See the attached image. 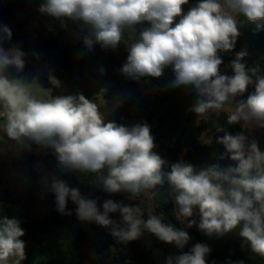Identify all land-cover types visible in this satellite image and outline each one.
I'll use <instances>...</instances> for the list:
<instances>
[{
  "label": "clouds",
  "instance_id": "9594fccd",
  "mask_svg": "<svg viewBox=\"0 0 264 264\" xmlns=\"http://www.w3.org/2000/svg\"><path fill=\"white\" fill-rule=\"evenodd\" d=\"M188 4L189 0H44L39 11L74 22L86 51L96 45L115 50L125 42L128 55L119 72L128 79L159 78L171 67L175 78L170 87L194 86L197 100L190 111L198 119L208 121L212 114L226 112L229 125L264 129V75L257 68L246 69L241 62L246 50L236 54L233 75L221 74L223 61L218 55L234 49L241 15L257 30L264 28V0H198L184 11ZM139 25L146 26L137 30ZM11 38V29L0 25V130L13 142L10 147L31 150L34 144L49 149L62 170L96 173L99 189L107 194L154 197L157 188L167 184L181 217H193L198 209L197 226L209 237L239 227V236L251 251L264 257V151L257 140L249 142L243 132L232 135L217 128L224 131L217 138L225 148L220 159L230 158L235 166L197 167L182 160L169 165L154 150L147 123L105 122L100 110L104 102L83 94L38 96L34 92L35 86L41 87L38 78L29 82L22 74L27 54L19 47L2 46ZM98 71L106 74L103 66ZM47 79L53 87L61 86L51 70ZM249 86L254 92L238 99ZM211 142L204 139L206 144ZM44 183L55 196L57 212L71 216L72 211H66L70 199L80 222L110 228L121 243L139 239L145 230L179 249L190 239L187 231L165 223L151 210L145 219L140 204L105 199L101 209L98 198L82 195L55 176ZM110 213H119L120 221L111 219ZM196 224L192 219L187 226ZM24 235L18 219L0 218V264L26 260ZM211 251L209 245L198 242L189 253L169 255L166 264H206Z\"/></svg>",
  "mask_w": 264,
  "mask_h": 264
},
{
  "label": "trees",
  "instance_id": "16d2710c",
  "mask_svg": "<svg viewBox=\"0 0 264 264\" xmlns=\"http://www.w3.org/2000/svg\"><path fill=\"white\" fill-rule=\"evenodd\" d=\"M10 0H0V16L7 14ZM240 36L233 50L219 52L218 55L223 63L219 66L221 74L233 75L231 67L236 59V54L241 50H246L247 55L241 61L246 69L257 68L261 75H264V28L257 30L256 25L250 23L242 15L239 17ZM77 25L71 20L64 19L63 27L55 26L48 34V43L56 51L55 62L52 72L58 80H74L80 71V59L84 53L83 43L80 39ZM227 66L225 73L222 68ZM189 93L186 99L185 123L176 140L167 148L165 160L168 164L184 161L194 166L202 167L209 165H219L226 168L229 165L235 166V162L230 158L220 159L225 152L223 145L217 143V138L224 135V131L235 135L241 133L239 124L229 125L227 123V113L221 112L218 116L212 114L208 121L200 120L195 113L191 112V107L197 100L194 86L188 85ZM254 92V87L249 86L243 97L246 99ZM217 128L224 131L217 132ZM202 133H208L212 138L211 144H204L199 141ZM4 136L6 141L7 137ZM36 146V145H32ZM55 176L58 180L64 181L70 188H76L81 194H91V198H98V206H101L105 199H112L116 202L140 204L145 209V219L147 212L151 210L153 214L160 215L165 223L172 224L177 229L188 232L189 241L184 248L179 249L178 255L189 253L196 243H205L212 249L206 256V264H228L229 261L235 264L238 260H243L244 264H264V257H260L251 251L250 245L245 243L239 236L240 228L226 233L223 236H207L199 230L198 209L194 210L191 218L197 221L192 227H184L177 215L178 207L175 204L174 195L170 193L169 187L165 184L158 187V194L151 196V203L143 197L130 198L127 194H107L98 187L99 177L96 173L71 171L66 172L54 163L44 165L37 172L30 174L31 183L23 193H15L9 199L0 203V218H16L20 221V226L25 231L21 237L26 243H38L40 239L50 238L56 231L64 227L61 214L56 211L55 196L48 190L44 179ZM67 208L72 211L69 223L77 221L75 208L69 199ZM110 218L120 221L119 213H110ZM143 233L151 236V241L143 242L142 236L131 242L121 243L110 234V228L102 227L95 222L88 224L80 231L79 244L88 247L95 254L100 255L102 260L90 258L85 253H79L77 261L70 264H154L152 251L162 248L167 243L161 242L154 234L145 230ZM52 264V263H49ZM166 264V261L164 262Z\"/></svg>",
  "mask_w": 264,
  "mask_h": 264
},
{
  "label": "rangeland",
  "instance_id": "374dc122",
  "mask_svg": "<svg viewBox=\"0 0 264 264\" xmlns=\"http://www.w3.org/2000/svg\"><path fill=\"white\" fill-rule=\"evenodd\" d=\"M43 2L44 0H10L7 14L0 16V25L8 26L12 32L11 40L5 41L2 46L5 49L19 47L27 54L22 74L29 82L37 77L42 87L35 86L34 92L41 97L83 94L90 100L104 102L100 110L105 116V122L114 121L124 126L147 123L154 137V150L165 158L167 148L176 140L185 123L188 87H170V82L175 78L171 67L166 68L159 78L142 77L135 81L121 75L119 69L128 55L123 41L115 50L105 51L99 45L90 52L84 49L77 77L74 80H60L61 86L53 87L47 79V71L52 70L56 51L48 43V34L55 26L63 27L64 19L57 20L40 13L39 8ZM197 2L198 0H189L184 11ZM144 26L146 25L137 26V30ZM100 66L106 71L103 76L98 71ZM226 69L227 66H224L222 72L225 73ZM9 71L15 74L14 70ZM240 128L248 136L249 142L257 140L260 149L264 151V129L255 126L242 128L241 125ZM0 134H4L2 130ZM210 136L202 133L199 141L204 143V139L211 138ZM12 143L7 139L6 143H0V203L8 200L11 194L25 192L31 183L30 174L46 164H58L49 149L32 146L31 150L17 151L10 147ZM82 195L91 198V194ZM143 197L151 203L150 194H143ZM177 215L181 224L188 227V220L192 217L185 219L178 211ZM69 218L68 215L61 216L64 227L58 229L54 236L40 239L38 243H26L27 258L22 264H70L77 261L81 252L90 258L102 260L100 255L80 245L78 241L80 231L92 222H80L77 219L71 224ZM142 239L148 243L152 238L143 233ZM178 251L179 248L170 244L154 249V264H164L169 255H178ZM84 264L88 262L84 261Z\"/></svg>",
  "mask_w": 264,
  "mask_h": 264
}]
</instances>
